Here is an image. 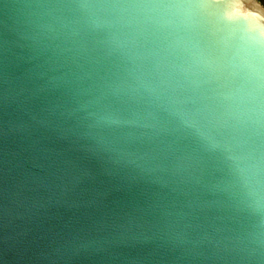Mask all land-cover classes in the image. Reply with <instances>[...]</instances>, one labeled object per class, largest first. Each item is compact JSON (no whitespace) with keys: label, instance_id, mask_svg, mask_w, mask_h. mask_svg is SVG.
Returning <instances> with one entry per match:
<instances>
[{"label":"water","instance_id":"obj_1","mask_svg":"<svg viewBox=\"0 0 264 264\" xmlns=\"http://www.w3.org/2000/svg\"><path fill=\"white\" fill-rule=\"evenodd\" d=\"M0 264H264L257 0H0Z\"/></svg>","mask_w":264,"mask_h":264},{"label":"rangeland","instance_id":"obj_2","mask_svg":"<svg viewBox=\"0 0 264 264\" xmlns=\"http://www.w3.org/2000/svg\"><path fill=\"white\" fill-rule=\"evenodd\" d=\"M259 5L264 9V0H257Z\"/></svg>","mask_w":264,"mask_h":264}]
</instances>
